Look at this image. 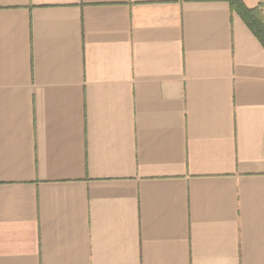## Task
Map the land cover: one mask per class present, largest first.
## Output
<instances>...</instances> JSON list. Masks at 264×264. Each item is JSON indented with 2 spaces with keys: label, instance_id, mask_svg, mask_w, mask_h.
I'll return each instance as SVG.
<instances>
[{
  "label": "crops",
  "instance_id": "obj_1",
  "mask_svg": "<svg viewBox=\"0 0 264 264\" xmlns=\"http://www.w3.org/2000/svg\"><path fill=\"white\" fill-rule=\"evenodd\" d=\"M0 264H264V47L226 0H0Z\"/></svg>",
  "mask_w": 264,
  "mask_h": 264
},
{
  "label": "trees",
  "instance_id": "obj_2",
  "mask_svg": "<svg viewBox=\"0 0 264 264\" xmlns=\"http://www.w3.org/2000/svg\"><path fill=\"white\" fill-rule=\"evenodd\" d=\"M264 47V3L249 9L241 0H226Z\"/></svg>",
  "mask_w": 264,
  "mask_h": 264
}]
</instances>
